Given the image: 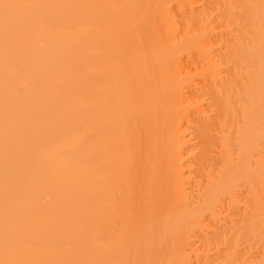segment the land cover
Masks as SVG:
<instances>
[{
  "label": "bare ground",
  "instance_id": "6f19581e",
  "mask_svg": "<svg viewBox=\"0 0 264 264\" xmlns=\"http://www.w3.org/2000/svg\"><path fill=\"white\" fill-rule=\"evenodd\" d=\"M0 264H264V0H0Z\"/></svg>",
  "mask_w": 264,
  "mask_h": 264
}]
</instances>
